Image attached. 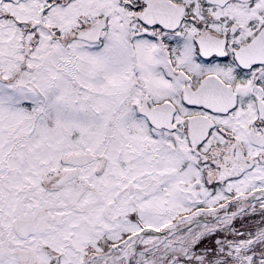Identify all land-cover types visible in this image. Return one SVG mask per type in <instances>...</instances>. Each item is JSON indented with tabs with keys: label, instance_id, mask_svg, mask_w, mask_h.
<instances>
[{
	"label": "snow or ice",
	"instance_id": "1",
	"mask_svg": "<svg viewBox=\"0 0 264 264\" xmlns=\"http://www.w3.org/2000/svg\"><path fill=\"white\" fill-rule=\"evenodd\" d=\"M0 264H264V0H0Z\"/></svg>",
	"mask_w": 264,
	"mask_h": 264
}]
</instances>
